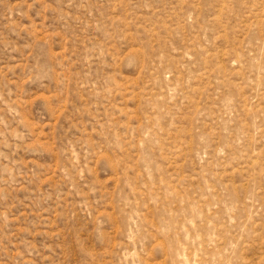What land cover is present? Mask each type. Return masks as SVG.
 I'll return each mask as SVG.
<instances>
[{
  "label": "rangeland",
  "instance_id": "obj_1",
  "mask_svg": "<svg viewBox=\"0 0 264 264\" xmlns=\"http://www.w3.org/2000/svg\"><path fill=\"white\" fill-rule=\"evenodd\" d=\"M0 264H264V0H0Z\"/></svg>",
  "mask_w": 264,
  "mask_h": 264
}]
</instances>
